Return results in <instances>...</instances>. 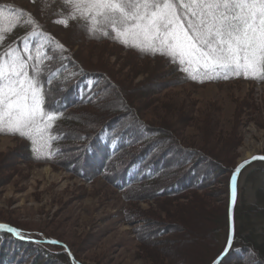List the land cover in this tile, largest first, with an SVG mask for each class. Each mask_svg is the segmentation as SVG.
Wrapping results in <instances>:
<instances>
[{
  "label": "trees",
  "instance_id": "obj_1",
  "mask_svg": "<svg viewBox=\"0 0 264 264\" xmlns=\"http://www.w3.org/2000/svg\"><path fill=\"white\" fill-rule=\"evenodd\" d=\"M9 5L5 0H0L2 28L9 29L10 18L19 17V25L5 33V38L0 42V54L6 53L9 48L22 50L25 43L43 45L41 54L44 49L50 50L43 61L42 76L52 81L48 87L53 89L52 99L60 115L53 125V134L58 135L59 139L53 143L54 155L50 158H37L28 139L11 134L0 136H8L18 141V157L41 165H67L69 171L77 173L84 180L105 179L116 191L125 195L127 202L134 201L131 192L140 199L150 201L165 197L166 200L160 204V208L164 213L177 216L178 218L174 217L179 223H159L156 217H151L146 211L142 212L144 214L137 212V218L131 219L132 224L138 225L139 231H142L141 240L147 244L168 245L173 239L186 235L187 228L184 224L191 227L196 217L206 218L214 253L204 264H212L229 238V186L238 163L229 162L225 157L230 143H224L228 141L216 133L220 134L222 128H218V115L210 113L213 110L208 111V118L201 122L204 133L199 145L193 146L178 132L181 125L192 119L191 114L185 118L181 116L182 104L176 98L171 97V103L163 104L165 99L157 97L161 92L176 88V83L171 79L182 85L201 87L242 82L264 85V78L230 76L229 79H206L203 74H197L195 80L186 78V74L177 70V65L169 62L168 57L142 54L112 38L89 36L80 26L84 23L83 20H76L79 31L75 32L78 34L76 41H50L54 45L47 46L44 42L45 35L37 34L42 31L48 35L45 32L46 25L38 21L29 24L28 21L33 18L27 13L26 7H15L22 10L17 12V9L13 11L14 8ZM58 13L63 16L65 9L58 12L54 10L47 19L57 17ZM96 41H106L131 54L132 57L127 62L128 76L138 74L134 64L139 61L142 65L147 61L157 62V80L151 88L146 87L149 82L135 88L122 78L115 79V72L110 67L108 70L106 67L90 64L84 56V50L82 51L83 44ZM59 45H63V49ZM76 45L81 50L73 52V46ZM31 51L33 56L37 54L35 47ZM201 79L203 82H200ZM170 84L172 87L169 89L163 87ZM133 89L136 91L128 92ZM110 96L117 97L119 102H111L108 99ZM47 103L46 97V110ZM155 106L163 107L164 111L158 115L157 112L155 117L148 116ZM255 164L264 165V161H256L252 165ZM217 183L224 184L222 191L226 194L225 202L220 206L212 200L209 204L204 199L205 196L199 193ZM205 193L209 195V192ZM217 193L221 194V191ZM254 195L255 200L252 202L242 194L238 196L234 212L233 248L224 264H264V184L255 189ZM185 198H191L193 202L189 204L188 200L186 204H179L178 201H184ZM169 201L172 202L171 205L168 204ZM152 211L155 213L156 209ZM0 223L20 229V226L11 222L0 220ZM47 239L44 241L43 238L27 237L25 234L18 238L6 229H0L4 250L13 252L16 251L13 246L22 247L21 255L26 256L22 257V262L25 263L20 264H85L66 241L52 235L47 236ZM49 240L62 244H52ZM65 246L73 252L74 260ZM2 252L0 249V264H7ZM154 264L158 262L155 261ZM164 264L175 263L169 258L168 261L164 260Z\"/></svg>",
  "mask_w": 264,
  "mask_h": 264
},
{
  "label": "rangeland",
  "instance_id": "obj_2",
  "mask_svg": "<svg viewBox=\"0 0 264 264\" xmlns=\"http://www.w3.org/2000/svg\"><path fill=\"white\" fill-rule=\"evenodd\" d=\"M5 1L10 4L9 7L14 8L13 11H22L19 8L26 7L27 13L31 14L35 21L46 25L45 32L48 35L45 33L44 42L47 46L54 45L50 41L77 40V21L69 20L68 26L65 27L56 22L62 18L59 13L57 17L47 19L54 10L58 12L65 9L62 0ZM1 20L0 17V27ZM83 47L84 56L90 64L106 67L108 70L110 67V70L115 72V79L122 78L135 88L145 82H149L146 87L151 88L157 80V62L147 61L142 65L137 61L134 66L138 74L128 76L127 62L131 59V54L106 41L86 42ZM73 48V52L81 50L77 45ZM144 70L146 71L143 72ZM171 81L176 83V88L161 92L157 98L165 99L163 104L171 103V97L176 98L182 104L181 116L185 118L191 114L192 119L187 120L188 122L178 130L188 144L199 145L204 133V125L202 126L201 122L208 118V111L213 110L210 113L218 115V128H222L220 134L216 133L228 141L224 143H230L225 155L229 162L240 163L249 153L252 156L264 154L263 84L242 82L197 87L191 84L182 85L172 79ZM124 87L126 89V86ZM163 87L169 89L172 84ZM131 91L136 90H128L129 93ZM124 92L127 93L126 90ZM108 99L111 102H119L114 96ZM136 100L138 101V98ZM152 108L148 115L150 117L164 111L163 107ZM16 146L18 141L15 139L0 136V220L20 226V237L25 234L27 237L43 238L47 241V236L52 235L62 239L71 245L85 264H154L155 261L164 264V260L168 261L169 258H172L175 264H204L214 253L206 218L196 217L191 227L184 224L187 228L186 235L180 239L170 238L173 241L168 245L147 244L141 240L142 231H139L138 225L132 224L131 219L137 218V212L141 214L146 211L151 217H156L159 223H179V220L175 219L177 216L164 213L160 208V204L166 200L165 197L150 201L140 199L131 192L130 195L135 197H132L134 201L127 202L125 195L116 191L107 180H84L77 173L69 171L67 165L29 162L17 156ZM263 184L264 165H251L239 178V194L252 202L255 200V189ZM223 188V183H217L199 193L205 196L204 199L209 204L212 200L220 206L225 202L226 194H223ZM205 191L209 192V195ZM218 191H221V194L217 193ZM188 200L189 204L193 202L191 198L178 202L186 204ZM168 204L171 205L172 202L169 201ZM155 209L154 213L152 210ZM1 242L4 240H0V249L7 264L25 263L22 262V257L26 256L21 255L22 247L13 246L16 251L12 252L4 250ZM161 248L162 250H159ZM67 250L74 260L73 252L68 248Z\"/></svg>",
  "mask_w": 264,
  "mask_h": 264
},
{
  "label": "snow or ice",
  "instance_id": "obj_3",
  "mask_svg": "<svg viewBox=\"0 0 264 264\" xmlns=\"http://www.w3.org/2000/svg\"><path fill=\"white\" fill-rule=\"evenodd\" d=\"M62 3L65 14L56 22L67 27L69 20H83L80 26L89 36L112 38L142 54L168 57L186 78L195 80L197 74L206 79L264 78V0H62ZM28 23L36 22L30 19ZM18 25L16 17L9 19V29L0 27V42L7 31ZM37 34L45 35L42 31ZM34 47L35 56L31 51ZM41 48L43 45L25 43L22 50L9 48L0 54V134L26 138L37 158H50L54 155L53 143L59 139L53 134V125L60 115L52 99L53 89L48 87L52 81L42 76L43 61L50 50L44 49L41 54ZM242 167L238 166L236 171ZM236 194L234 174L233 204ZM0 229L21 236L16 227L0 224ZM234 234L233 222L227 243L213 264H224L233 248Z\"/></svg>",
  "mask_w": 264,
  "mask_h": 264
},
{
  "label": "water",
  "instance_id": "obj_4",
  "mask_svg": "<svg viewBox=\"0 0 264 264\" xmlns=\"http://www.w3.org/2000/svg\"><path fill=\"white\" fill-rule=\"evenodd\" d=\"M253 157H264V154H259V155H255V156H251L249 158H246L245 160H243L242 162H240L236 169L234 170L233 174H232V177L233 175L235 174L236 176V202L235 204L232 203V177H231V181H230V209H229V220H230V230L233 226V222H234V226H235V220H234V212H235V207H236V203H237V200H238V181H239V177L240 175L242 174V172L250 165L252 164L253 162L255 161H264L262 159H253ZM247 161V163H245ZM240 165H243L242 168H239V171L237 172V168L238 166ZM230 235V234H229ZM235 235V234H234ZM233 240H234V237H233ZM233 242V241H232ZM214 262V261H213ZM212 262V264H213Z\"/></svg>",
  "mask_w": 264,
  "mask_h": 264
},
{
  "label": "bare ground",
  "instance_id": "obj_5",
  "mask_svg": "<svg viewBox=\"0 0 264 264\" xmlns=\"http://www.w3.org/2000/svg\"><path fill=\"white\" fill-rule=\"evenodd\" d=\"M252 156V154L251 153H249L248 155H247V158H249V157H251Z\"/></svg>",
  "mask_w": 264,
  "mask_h": 264
}]
</instances>
